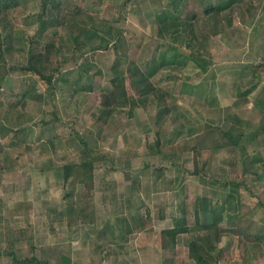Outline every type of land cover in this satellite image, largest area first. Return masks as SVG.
<instances>
[{
  "label": "rangeland",
  "instance_id": "obj_1",
  "mask_svg": "<svg viewBox=\"0 0 264 264\" xmlns=\"http://www.w3.org/2000/svg\"><path fill=\"white\" fill-rule=\"evenodd\" d=\"M124 2L64 0L42 32L40 0L0 10V264H18L10 251L36 258L27 264H195L188 243L199 233L180 234L171 252L161 230L194 225L202 206V220L223 228L217 264H264V0H234L215 27L198 0ZM51 37L63 44L58 62L78 60L52 85L8 69ZM156 65L157 92L143 75ZM123 69L145 105L107 116L101 94ZM53 111L61 119L37 125ZM82 140L96 158L89 191L63 173L86 158Z\"/></svg>",
  "mask_w": 264,
  "mask_h": 264
},
{
  "label": "trees",
  "instance_id": "obj_2",
  "mask_svg": "<svg viewBox=\"0 0 264 264\" xmlns=\"http://www.w3.org/2000/svg\"><path fill=\"white\" fill-rule=\"evenodd\" d=\"M132 0H125L124 3L130 2ZM200 5H202L204 9V17L207 21L212 22L216 16L220 14V11L222 13V10L226 9V7L230 6L234 0H228L225 2H219L218 4L211 3L209 0H198ZM16 4V0H0V10L2 7L6 9L5 15L7 13V10L11 7V4ZM64 3V0H40L41 4V11L39 12L38 21L39 26H41V32L45 24L42 22L41 17L45 16L49 12V8L54 10L55 13H51L50 17L52 19L50 20H58V17L61 14L60 8L62 7ZM1 13V12H0ZM195 17L196 14H193ZM41 20V22H40ZM212 27H215L214 23L212 22ZM219 27V26H218ZM217 28H213L215 33H217L220 30ZM78 39H76L77 41ZM37 42V41H36ZM1 43V42H0ZM38 43V47L41 45ZM117 47V44L115 45ZM81 48V47H80ZM78 50V49H77ZM6 48L4 50L3 46L0 44V59H2L5 55ZM64 49L63 44H57L55 40L51 37L50 39L43 42L42 47H39L38 49L34 48L31 45V48L29 49V55L27 62L25 64L21 65H12L8 69L11 70H22L25 73H31L35 76H37L41 81L45 82L46 84L52 85L57 73L61 72L62 66L68 63H78L73 56V54H70V56L65 57L62 61L58 62L56 57L58 55H64ZM56 59V60H55ZM128 62L129 57L125 54L123 57L119 60V63ZM173 63V62H172ZM164 65L163 62L160 64ZM115 70L117 69L114 67ZM81 72L86 71L87 69L80 66ZM159 71V66H152V68H149V72L146 74L143 73V75L146 76V78H149V80L152 82V78L156 76V74ZM101 70H95L91 75V77H95L99 74H101ZM142 75H140L141 77ZM125 73L124 69L116 71V74L111 78V88H109L107 91L102 92L101 94V101H100V109L103 114H106L107 116H113L114 112L127 109V113L132 116L134 115V111H136L137 107L145 105L144 97L138 98L135 96H132L129 94L126 82L124 80ZM162 79V77H161ZM159 80V79H158ZM67 82V81H66ZM157 82V81H156ZM158 83V82H157ZM89 90L92 89V86L87 87ZM151 91H158L157 84L152 85ZM25 98V96H24ZM23 98L22 102L23 107L26 105V100ZM167 109V107H166ZM53 117L49 120L41 119L39 122H37V125L41 127H47L50 124L55 122V119H61L54 111L52 112ZM222 130V129H221ZM20 131H25V128H20L18 130H15L14 135L18 134ZM229 132H232V130H228ZM228 132L223 131V134L225 136H228ZM25 134V133H24ZM229 137V136H228ZM85 143V148L83 150L84 155L86 158H81L78 162H70L63 165V173H64V180L66 183L71 182L73 180L72 177L75 173H78L79 178L78 181L82 182L86 185L87 191H89L94 186V170H95V164L94 161L96 158L92 155L90 150H92L85 140H82ZM161 138H159L156 142L157 146H160ZM194 162L197 166L198 161V152L194 149ZM92 158H91V157ZM259 161L257 159L252 160V164L249 165L248 163L244 164V172H255V165ZM264 172V171H263ZM200 173V172H196ZM257 173V172H256ZM234 184L237 182L232 181ZM239 184V183H238ZM79 206V205H78ZM79 214H82L83 217H88L89 215L86 213L85 208L79 206ZM208 211L205 207L196 208L194 211V217H195V223L194 225H181V226H175V227H169L164 228L161 230V246L165 250H169L171 252L176 250L177 246V239L180 234L184 233H194L198 232L199 234H196L192 237L190 242L188 243V255L189 258L192 259L195 264H217L220 260V255L222 254V250L219 248L218 243L220 242V238L223 233V228L217 221V219H213L212 222L210 221H203L201 217V213H204ZM205 214V213H204ZM89 218V217H88ZM90 221L93 222L94 218H90ZM131 229L128 227L127 231L129 232ZM9 254L13 256V259L18 264H27V263H33L36 261V258L33 256L30 258L20 259L17 258L15 252L10 251ZM46 263V262H44Z\"/></svg>",
  "mask_w": 264,
  "mask_h": 264
}]
</instances>
